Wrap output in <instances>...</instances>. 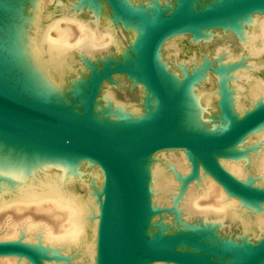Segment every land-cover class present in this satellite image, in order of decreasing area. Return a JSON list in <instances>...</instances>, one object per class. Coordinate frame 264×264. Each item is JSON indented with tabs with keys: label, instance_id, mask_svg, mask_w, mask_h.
<instances>
[{
	"label": "water",
	"instance_id": "95a60500",
	"mask_svg": "<svg viewBox=\"0 0 264 264\" xmlns=\"http://www.w3.org/2000/svg\"><path fill=\"white\" fill-rule=\"evenodd\" d=\"M99 1L125 37L121 49L127 52L80 60L82 72L73 85L79 104L23 88L4 59L6 41L0 39V264L263 263V235L245 241L219 231L215 237L198 225L167 230L163 223L150 230L152 215L164 219L177 209L151 204L143 163L159 151L183 150L190 169L166 168L185 188L200 186L202 166L228 196L246 201L239 205L244 213L264 202V186L236 178L219 160L231 156L250 163L253 145L225 149L264 125V100L236 117L221 96L212 118L218 128L178 129L184 89L206 72L215 73L217 60L205 58L172 92L158 59L170 37L264 13V0H160L152 11L143 5L150 0ZM21 5L27 6L0 0V26L11 8ZM132 24L142 30L135 49L128 34ZM0 36L5 37L1 31ZM120 77L132 86L141 83L155 106L130 121L101 120L95 115L100 89L104 83L120 85ZM140 100L135 104L143 105Z\"/></svg>",
	"mask_w": 264,
	"mask_h": 264
},
{
	"label": "bare ground",
	"instance_id": "6f19581e",
	"mask_svg": "<svg viewBox=\"0 0 264 264\" xmlns=\"http://www.w3.org/2000/svg\"><path fill=\"white\" fill-rule=\"evenodd\" d=\"M22 1L30 5V9L23 5L11 8L6 23L0 26L5 36H0V39L6 41L4 59L10 71L26 90L79 104L73 85L78 86L82 72L83 63L80 60L93 58L108 48L125 55L127 50L121 49V35L101 12L99 0H63L61 6L54 5L55 0ZM160 2L150 0L143 5L152 11ZM84 5L86 9H83ZM221 26L202 29L195 35H174L160 48L159 70L172 92L182 87L184 77L205 58L217 60L215 73L206 72L184 89L177 118L178 129L218 128V123L212 118L219 108L217 102L221 96L230 104V111L236 117L258 100H264V70H259L264 67V13L239 16ZM231 33L237 36L236 43L228 42L232 38L229 37ZM128 34L135 49L142 30L132 24ZM137 85L143 105L117 99L110 85L104 83L95 105L96 117L108 122L130 121L132 117L154 108L155 100L149 91L141 83ZM211 122V126L207 125ZM243 140L228 146L225 151L253 145L257 150L249 156L250 163L231 156H221L219 160L236 178L264 186V125ZM167 165L182 173L190 169L183 150L159 151L143 163L151 204L173 205L177 209L174 216H165L164 219L152 215L150 230L160 223L167 230L175 227L189 230L198 225L207 228L215 237L218 235L216 231H219L227 238L231 235L224 229L234 226L241 230V234L236 236L242 240L253 238L250 235L256 238L264 236V202L253 203L256 207L260 206L257 210H247L249 214H246L239 206L240 201H246L228 196L224 188L203 171L202 166L200 188L194 183L185 188L167 171ZM226 219L230 222L225 228Z\"/></svg>",
	"mask_w": 264,
	"mask_h": 264
},
{
	"label": "rangeland",
	"instance_id": "374dc122",
	"mask_svg": "<svg viewBox=\"0 0 264 264\" xmlns=\"http://www.w3.org/2000/svg\"><path fill=\"white\" fill-rule=\"evenodd\" d=\"M62 4H63V0H55V2H54V5H56V6H61ZM86 17L88 18V15H86ZM114 29L116 30L117 34H120V31L118 29H116V28H114ZM124 33H125V35H128L127 32H124ZM231 35L229 37H232V38L228 39V40H230L228 42L229 43L230 42L236 43L238 41L237 36L233 33H231ZM187 40L190 41L189 38H187ZM124 43H125V37H123V39H122V46ZM220 43L227 44V42L223 43L222 41H220ZM110 51L116 52L118 50H115L113 48H108L107 50H101V53H97V55H102V53H107ZM259 70H261V72H262L264 70V67H261ZM110 89L112 90V92L114 93V95L117 99L129 101V102H133V103H137L140 100V91L137 88V86H132L129 83V81L126 80L124 77H120V85H114L112 87L110 86ZM249 153L251 155L254 152L252 150H249ZM195 185H196V187L200 188V186H198L197 184H195ZM225 199H226V197H225ZM241 210L243 212L245 211L244 208H241ZM229 222H230V220L226 219L225 224H224L225 228L227 227ZM235 223H237V221H235ZM224 232L230 234L232 237H236L237 233L241 234V230L235 228L234 226H232V228L227 229V230L224 229ZM249 237H255V236L250 235Z\"/></svg>",
	"mask_w": 264,
	"mask_h": 264
}]
</instances>
